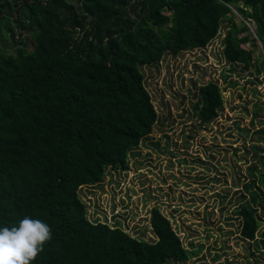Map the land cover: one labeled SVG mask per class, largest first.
<instances>
[{
    "label": "trees",
    "instance_id": "16d2710c",
    "mask_svg": "<svg viewBox=\"0 0 264 264\" xmlns=\"http://www.w3.org/2000/svg\"><path fill=\"white\" fill-rule=\"evenodd\" d=\"M233 8L255 22L264 44V0H0L4 32L16 39L8 16L14 9L20 37L24 30L31 35L30 47L22 38L15 53L0 51V224L27 215L51 226L52 239L33 264L189 259L158 207L151 216L157 240L148 241L92 221L81 190L101 184L108 168L128 169L129 154L154 131L159 116L143 66L205 48L225 18V58L253 65V52L235 35L250 28L235 23ZM193 107L201 122L217 119L220 84L202 85ZM251 194L256 202L259 193ZM238 214L241 236L255 241L263 220L257 207L247 201Z\"/></svg>",
    "mask_w": 264,
    "mask_h": 264
},
{
    "label": "rangeland",
    "instance_id": "374dc122",
    "mask_svg": "<svg viewBox=\"0 0 264 264\" xmlns=\"http://www.w3.org/2000/svg\"><path fill=\"white\" fill-rule=\"evenodd\" d=\"M233 12L235 23L250 28L235 35L253 52V65L246 69L225 58L223 40L231 25L225 18L205 48L166 54L159 63L143 66L159 116L154 131L129 154L128 169L108 168L101 184L81 190L92 221L120 226L148 241L157 240L151 216L158 207L190 256L186 262L166 264L264 263V44L255 22L236 8ZM8 16L17 41L23 38L30 47V33L24 30L20 37L18 12L13 9ZM5 26L0 21V51L15 53L16 39L4 32ZM210 81L220 84L224 107L217 119L203 123L193 104L200 87ZM253 190L259 193L256 202ZM247 201L263 217L255 241L240 233L238 209Z\"/></svg>",
    "mask_w": 264,
    "mask_h": 264
},
{
    "label": "clouds",
    "instance_id": "9594fccd",
    "mask_svg": "<svg viewBox=\"0 0 264 264\" xmlns=\"http://www.w3.org/2000/svg\"><path fill=\"white\" fill-rule=\"evenodd\" d=\"M51 239V226L31 216L12 226L0 224V264H33Z\"/></svg>",
    "mask_w": 264,
    "mask_h": 264
}]
</instances>
